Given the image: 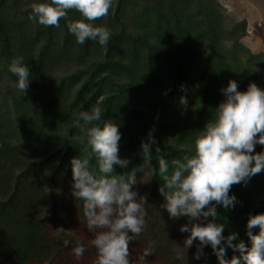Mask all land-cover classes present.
Instances as JSON below:
<instances>
[{
    "label": "trees",
    "instance_id": "obj_1",
    "mask_svg": "<svg viewBox=\"0 0 264 264\" xmlns=\"http://www.w3.org/2000/svg\"><path fill=\"white\" fill-rule=\"evenodd\" d=\"M48 2L0 0V261L77 264L73 249L78 243L85 248L83 256L96 258L94 237L53 233L50 226L58 222L66 228L65 219L87 224L82 202L72 194L70 161L89 159L91 170L100 173L85 133L71 121L99 106L105 120L119 126V156L130 161L124 169L114 166V174L143 163L140 145L154 129L151 165L145 174L137 172L133 188L145 198L148 213L147 227L129 244L133 264L152 241L155 251L141 264H218L210 246L200 259H194L197 242L184 248L188 233L179 229L190 222L173 220L162 208L163 180L151 169L158 171L156 147L169 162L194 154L195 140L215 119L224 99L221 90L230 80L241 92L249 83L264 90V53L242 42L247 21L229 23L217 0H114L109 14L92 22L111 30L109 44L88 40L80 45L68 29L70 22L83 19L76 10H69L59 27L28 19L32 3ZM17 57L31 73L25 95L9 71ZM65 130L68 134L61 136ZM262 151L264 146L256 145L253 154ZM229 194L237 203L228 210L217 206L214 222L224 224L225 237L237 233L238 241L248 244L249 216L264 213V171L233 185ZM48 201L55 212L50 217ZM64 212V219L55 216ZM233 255L238 253L227 249L226 258Z\"/></svg>",
    "mask_w": 264,
    "mask_h": 264
},
{
    "label": "clouds",
    "instance_id": "obj_2",
    "mask_svg": "<svg viewBox=\"0 0 264 264\" xmlns=\"http://www.w3.org/2000/svg\"><path fill=\"white\" fill-rule=\"evenodd\" d=\"M114 0H50L48 3H32L28 19L41 26L59 27V21L67 18L69 10H76L82 20L70 22L68 29L83 45L91 40L107 46L112 38L110 29L92 22L109 14ZM9 71L17 78L18 90L26 94L31 76L29 66L22 57L15 58ZM238 83L230 80L223 88L224 99L215 109V119L208 121L195 140L194 154L169 162L159 147L158 171L153 175L162 178L158 189L164 198L162 208L173 220L187 217L189 224L182 225V233H188L184 248L197 242L194 259L204 255L203 248L210 246L218 264H264V213L249 216L246 223L248 244L238 241V234L223 235L224 224L215 223L216 207L232 209L237 203L230 195L233 185L246 183L251 177L264 171V151L253 154L256 145L264 146V90L249 83L246 91L238 90ZM183 91V86H181ZM180 103L187 104L186 97ZM71 127L85 133L87 144L97 159L100 175L90 167L89 159L73 158L71 164L72 194L82 202L87 229L95 232L91 244L97 251L96 264H133L130 242L143 233L147 208L145 198L133 190L137 172L145 174L151 165L154 129L147 141H142L140 155L143 163L125 174H114V166L127 168L130 161L119 156L121 134L119 126L105 120L102 109L94 106L91 111H81L71 121ZM65 130L61 136H66ZM143 201V204L141 203ZM213 218L212 222L200 221ZM192 221H197L192 223ZM253 229L258 232L253 233ZM227 249L238 255L227 259ZM155 241L146 248L140 261L152 256ZM85 252L83 244L73 249L77 259Z\"/></svg>",
    "mask_w": 264,
    "mask_h": 264
},
{
    "label": "rangeland",
    "instance_id": "obj_3",
    "mask_svg": "<svg viewBox=\"0 0 264 264\" xmlns=\"http://www.w3.org/2000/svg\"><path fill=\"white\" fill-rule=\"evenodd\" d=\"M226 10L229 23H234L245 19L247 21V36L243 38V44L254 53H264V0H217ZM53 205L50 201L46 204V215L54 214ZM65 215V216H64ZM58 219H64L66 214H55ZM75 220V219H74ZM65 227L63 228L57 222L51 224L50 230L53 233H65L71 237H80L84 240L94 237L95 232H89L87 224H80L75 220V223H70L65 219ZM136 256V255H135ZM97 258V256H96ZM96 258L89 260L88 256H82L78 259L77 264H96ZM139 258V256L135 257ZM139 260V259H138ZM141 264L142 262L136 261ZM0 264H6L0 261Z\"/></svg>",
    "mask_w": 264,
    "mask_h": 264
}]
</instances>
